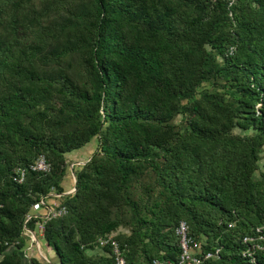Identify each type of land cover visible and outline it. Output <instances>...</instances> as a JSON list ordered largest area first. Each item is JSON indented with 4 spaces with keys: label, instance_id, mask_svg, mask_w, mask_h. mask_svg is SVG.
<instances>
[{
    "label": "trees",
    "instance_id": "trees-1",
    "mask_svg": "<svg viewBox=\"0 0 264 264\" xmlns=\"http://www.w3.org/2000/svg\"><path fill=\"white\" fill-rule=\"evenodd\" d=\"M181 220L198 264H264V0H0V264H112L109 234L178 264Z\"/></svg>",
    "mask_w": 264,
    "mask_h": 264
},
{
    "label": "built area",
    "instance_id": "built-area-1",
    "mask_svg": "<svg viewBox=\"0 0 264 264\" xmlns=\"http://www.w3.org/2000/svg\"><path fill=\"white\" fill-rule=\"evenodd\" d=\"M27 170H30V171H33L36 173H48L51 170V165L47 161L46 157L43 154H39L34 159V161L28 165L27 168L26 167L15 168L13 170V174L11 176L12 180L16 183L23 182L25 179V175H26ZM54 196L58 197L59 195L54 194ZM55 205H58L56 200L53 203L45 204L43 197H41L39 203L36 205L35 208L37 209V208L43 207L44 213L42 216L44 218L57 217V216L64 214L65 208L63 206L54 207ZM33 215H38V214H34V212L26 214L24 223H26V221L28 219H30L31 216H33ZM37 231H38V236L41 237L42 232H43L42 223L38 224ZM174 232H175L176 236L178 237V243H179V248H180V255H179L178 264H183V263L198 264L199 256H197V254H195V252H194L195 251V244L193 246L191 245L192 240L188 236L187 224L185 223V221H183V220L179 221ZM24 235H26L27 238H29V246L26 245L24 247V249L22 250L24 257L28 258L27 251H29L31 248H34L38 252L39 256L44 261L48 262V258L40 250V244H39V240L37 238V235L29 229L24 230ZM244 240H247V238H244ZM100 243L102 245H104V244L109 245L110 250H111L112 264H125V258L123 256L121 249H120V246H119L118 242L113 238L112 234L105 236V238H101ZM0 244H1V241H0ZM4 244H6V242H4ZM217 251L218 250H216L213 253L208 252L204 255V257L206 258V257L215 256L217 254Z\"/></svg>",
    "mask_w": 264,
    "mask_h": 264
},
{
    "label": "rangeland",
    "instance_id": "rangeland-1",
    "mask_svg": "<svg viewBox=\"0 0 264 264\" xmlns=\"http://www.w3.org/2000/svg\"><path fill=\"white\" fill-rule=\"evenodd\" d=\"M95 145H96V140L93 138V139H91V141H89L86 145H84L80 149L73 150V151L65 154V158L67 161V169L65 172V176L63 177L62 182H61L62 185H64V188L73 186V184H74L73 166H74V168H77L78 165L83 164L87 160V158L90 157L92 151L95 148ZM78 155H79V157H78ZM71 168H72V170H71ZM56 202L58 203L59 200L57 199ZM42 210H43V207H40L39 211H42ZM36 211H37V209L33 208L32 212H36ZM34 233L37 235V238H38L39 244H40V250L42 251V253L44 255L47 254L46 255L47 257L53 256L54 252L46 247L43 239L38 236V231L35 230ZM26 245L29 246V238L26 239ZM47 250H48V252H47ZM37 253L38 252L36 251V249L31 248L29 251H27V256L29 254H37ZM23 257H24V255H23Z\"/></svg>",
    "mask_w": 264,
    "mask_h": 264
},
{
    "label": "crops",
    "instance_id": "crops-1",
    "mask_svg": "<svg viewBox=\"0 0 264 264\" xmlns=\"http://www.w3.org/2000/svg\"><path fill=\"white\" fill-rule=\"evenodd\" d=\"M81 156V155H80ZM78 157H79V155H78ZM88 159V158H87ZM61 185H62V183H61ZM62 187H63V190H64V192H63V194H67V193H70L72 190V188L74 187V184H73V186L72 187H66V188H64V185H62ZM55 200L54 199H50L49 201H48V203H53ZM43 213H44V209L42 210V211H39V208H37V211L36 212H34V214H38V215H43ZM47 252H48V250H47ZM47 255V254H46ZM45 255V256H46ZM54 256V255H53ZM53 256H49V257H47V258H52Z\"/></svg>",
    "mask_w": 264,
    "mask_h": 264
},
{
    "label": "water",
    "instance_id": "water-1",
    "mask_svg": "<svg viewBox=\"0 0 264 264\" xmlns=\"http://www.w3.org/2000/svg\"><path fill=\"white\" fill-rule=\"evenodd\" d=\"M71 170H72V168H71ZM73 181H74V185H75V177H73ZM75 190V187H73V189H72V191L71 192H73Z\"/></svg>",
    "mask_w": 264,
    "mask_h": 264
}]
</instances>
